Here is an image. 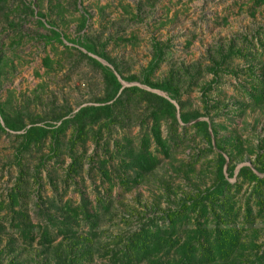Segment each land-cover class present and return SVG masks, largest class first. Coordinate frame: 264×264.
I'll return each instance as SVG.
<instances>
[{
  "label": "rangeland",
  "instance_id": "374dc122",
  "mask_svg": "<svg viewBox=\"0 0 264 264\" xmlns=\"http://www.w3.org/2000/svg\"><path fill=\"white\" fill-rule=\"evenodd\" d=\"M21 2L30 3L33 11L23 9ZM83 9L86 21L79 28ZM37 10L43 12L39 18L41 23L37 21ZM48 20L60 32L61 42L40 36V33L50 34ZM79 35L91 38L115 60L123 74L139 72L149 57L151 37L164 40L167 43L164 60L154 77H162L169 67L179 73L183 109L202 110L199 86L210 78L207 67L212 60L236 69V73L219 71L217 81L207 91V116L217 129L211 142L222 144L225 158L230 154L236 165L253 162L257 140L264 133V100L261 105H255L248 99L245 88L254 83L249 72L264 78V1L256 4L254 0H6L5 5L0 6L2 107L9 112H19L28 125L30 118L39 116L41 119L36 124L57 123L51 118L52 114L69 109L65 115L68 116L79 106L92 103V98L102 93V78L98 67L79 53L82 47L70 40ZM87 54L107 64L96 54ZM45 55L49 59L44 62ZM143 111L140 105L131 108L120 123L102 129L96 141L88 134L79 142L75 147L76 152H80L79 174L74 180H63L64 167L69 160L63 142L70 133V126L60 134L63 142L59 155L47 158L41 166L38 186L31 173L38 158L49 151L48 137L22 152L26 182L20 191V204L33 222L44 219L35 205L36 194L45 200L43 204L48 210L56 214L61 211L47 200L52 196L59 203L69 199L71 204H76L81 190L89 204H95L98 198L104 199L106 209L99 203L96 226L99 233L89 240L92 254L81 264H106V257L98 250L100 246H119L123 234L148 218L160 221L161 209L174 206L182 195L193 194L213 181L217 148L214 145L210 148L191 124L181 122L176 127L177 133L168 140L167 154L156 150L157 163L137 182L121 184L112 175L110 179H102L96 168L98 160L106 158L107 167L114 165L117 162L114 154L121 153L111 151L115 142L122 145L137 142L143 126L139 114ZM160 129L165 136L167 122H162ZM19 131H0L1 204H5L7 191L16 176L13 152L19 140L15 132ZM127 174H132L131 170L128 169ZM228 179L240 180L235 176ZM227 195L232 212L230 220L242 226L246 240L262 242L264 200L258 204L250 183L245 181L231 186ZM245 198L251 206L250 221L241 215ZM235 212L239 213L233 216ZM6 214V207H2L0 222L4 227L0 244L4 243L5 233L10 228ZM190 222L191 218L189 225ZM203 222L211 226L210 215ZM75 226L81 231L87 227L81 220ZM67 240L58 234L46 253L36 242L29 245L18 239L12 251L1 253L2 264L10 255H15L19 264H52Z\"/></svg>",
  "mask_w": 264,
  "mask_h": 264
},
{
  "label": "trees",
  "instance_id": "16d2710c",
  "mask_svg": "<svg viewBox=\"0 0 264 264\" xmlns=\"http://www.w3.org/2000/svg\"><path fill=\"white\" fill-rule=\"evenodd\" d=\"M5 1L0 0L1 7L5 5ZM263 1L254 0L256 4ZM21 4L23 9L33 11L30 3L21 2ZM35 14L38 16L37 21L41 23L39 18L43 16V12L37 10ZM85 21L86 11L83 9L78 27L82 28ZM46 23H49L47 30L50 34L40 33V36L47 39L54 38L61 42L60 32L55 29L51 21L48 20ZM72 39L82 47L83 50H79V53L98 67L102 78V93L94 96L92 103L79 106L68 116L65 115L69 113V109L52 114L51 118L58 121L57 123L36 124V121L41 119L39 116L30 118L28 125L19 112H9L0 104V131L20 130L15 132L19 140L13 152L16 164L15 180L7 191L5 204L0 202V209L6 207V219L10 227L5 233L4 243L0 244V264H2L1 253L7 250L12 251L18 239L29 245L34 241L43 252L47 253L58 234H62L68 240L62 250L56 253V260H52V264H81L85 262L84 259L89 258L92 254L89 240L99 233L96 228L99 203L103 209H106L104 199L98 198L95 204H89L87 196L81 190L79 202L76 204H71L69 199L59 203V200L52 196L47 200L50 205L61 211L56 214L54 211H49L43 204L45 200L36 194L35 205L44 219L33 222L20 204V191L26 182L21 155L30 145L48 137L49 151L38 158L31 173L33 182L38 186L41 166L47 158L59 155V146L63 142L60 134L67 126H70V133L63 142L65 153L69 158L64 167L63 180L67 178L74 180V176L79 174L80 152H76V145L88 134L96 141L102 129H110L112 125L120 123L129 109L139 105L144 111L139 114L143 126L137 136V142L129 145L115 142L111 151L121 152L119 155L114 154L117 162L107 167L106 158L98 160L96 168L102 179H110L112 175L121 184L127 185L129 181L137 182L157 163L156 150L164 155L167 154L168 140L177 133L176 127L179 122L191 124L210 148L212 145L217 148L214 178L211 184L196 190L193 194L187 193L179 197L174 206L165 210L161 209L162 212L158 216L161 218L160 221H152V217L148 218L139 227L123 234L120 237L122 243L119 246L104 244L100 246V249L97 248L102 257H106V264H246L243 258L251 261L252 264H263L264 240L256 243L252 238L245 239L242 226L230 220L232 212L226 200L230 187H236L240 182L245 181L250 183V190L256 202L262 204L264 200V133L257 140V151L253 162L236 165L230 154L225 158L222 144L211 142V137L217 135V129L211 117L207 116L209 112L207 91L217 81L218 72L236 73V69L227 65L221 66V61L212 60L207 67L211 76L199 86L202 110L183 109L180 99L182 91L179 73L173 67H169L162 77H154L155 70L164 60L167 48L164 40L151 37L149 57L139 72L123 74L115 60L97 47L91 38L79 35L70 40ZM87 52L96 54L107 64L101 63ZM48 59L46 55L43 57L44 62ZM249 75L254 79V83L245 88L248 99L255 105H261L264 100V78L254 72H249ZM192 79H194L193 76L191 81ZM123 81L136 82L127 84ZM162 122H167L168 131L165 136L160 129ZM107 158L110 159V156L108 155ZM89 165L93 167L92 163ZM128 169L132 174H127ZM229 176L239 177L240 180L231 182L228 179ZM236 213L239 212L233 213V216ZM209 215L212 221L211 226L203 222ZM241 215L246 221H250L251 206L248 198H245L243 202ZM80 220L87 225L83 231L75 226V223H79ZM3 227L4 225L0 222V232ZM1 240L0 233V243ZM249 256L250 258H247ZM47 257L50 259L49 256ZM5 264L19 263L15 255H10Z\"/></svg>",
  "mask_w": 264,
  "mask_h": 264
}]
</instances>
